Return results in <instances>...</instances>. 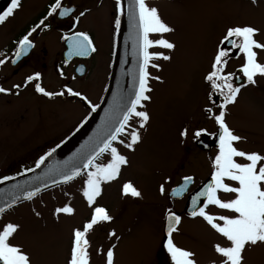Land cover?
Segmentation results:
<instances>
[{
	"label": "snow or ice",
	"instance_id": "snow-or-ice-1",
	"mask_svg": "<svg viewBox=\"0 0 264 264\" xmlns=\"http://www.w3.org/2000/svg\"><path fill=\"white\" fill-rule=\"evenodd\" d=\"M251 2L257 4V0ZM22 9L23 0H10L6 10L0 12V26L6 25ZM75 12L77 9L66 6L63 0H53L46 14L16 42L11 63L16 64L35 47L34 33L50 29V18L57 15L61 18L69 17ZM85 16L86 11H79L78 15L74 16V24L79 25ZM125 16L129 27L125 44L131 41L134 67L124 75L131 77V87L127 91L121 90L113 94L112 103L105 111L96 133L90 138L86 151L63 164L57 162L50 165L45 173L47 180L39 176L34 177V180L40 181L35 187L15 185L20 194L0 206L2 219L5 211L13 208L20 200L32 201L44 189L67 185L77 178H82L80 195L90 209V215L71 231L67 264H91L90 234L114 222L115 218L109 209L99 201L103 197L105 186L119 181L122 169L129 166V158L121 151V146L135 152L143 143V132L148 130L151 116L147 111V104L152 100L150 93L153 91L150 81L163 83L161 77L153 76L149 69L159 71L160 65L155 61L172 60L171 54L152 49H165L168 53H174L177 48L176 43L165 35L174 33L175 28L162 19L158 8L150 5L148 0H128L127 8L124 0H115L113 48L116 47V37L119 36L122 18ZM260 35L261 29L250 24L234 25L225 30L216 45L210 70L203 78L209 89L207 92L209 106L203 111L214 121L217 131L209 133L206 128H196L191 132L194 140L199 141L205 135H212L217 142V151L211 162L210 179L191 195L190 209L187 212L190 218L203 220L223 240L222 243L213 244L215 258L211 260V264H247V253L264 247V153L240 148L239 145L245 142V137L237 134L227 121L230 106L237 104L241 90L246 84L255 86L257 78L264 79V62L260 60L264 55V40L257 38ZM62 39L67 44V58L88 57L98 51L94 38L88 31L74 29L70 35L62 36ZM237 51L243 57L242 64L237 70L240 75L227 71L229 60ZM0 57H2L0 66L5 65L10 59L5 52H0ZM78 71L83 73L84 69L81 67ZM59 76L65 78L63 69L59 70ZM42 79L41 73L36 72L27 76L23 85L13 84L12 89H15V92L0 86V94L19 95L22 86L32 84L34 91L48 100L67 95L79 98L91 112H95L99 107L93 104L87 95L69 86H63L60 91L47 90ZM240 79L245 80L246 84H237L236 81ZM189 132L190 129L185 127L181 130L180 136L186 139ZM55 151L56 149H52L41 156L35 168L26 169L25 173L40 168ZM14 179L15 177H4L0 179V183ZM25 183L31 185L32 182ZM165 183L159 186V193L162 196L166 193ZM195 183L194 176H184L182 183L171 189L170 196L173 198L184 196ZM120 196L125 199H142L143 193L128 180L121 183ZM210 208L220 211L213 212ZM75 212V208L70 204L55 209L57 218L61 215L72 217ZM36 215L39 216L40 213L36 212ZM164 220L163 247L170 257L171 264H199L195 252L179 247L174 242L173 234L179 232L182 216L172 208H167ZM20 227L19 224L11 222L0 227V264H33L31 254L22 245L14 243ZM106 235L110 240L117 242L122 239L114 229L108 231ZM116 248L117 244L112 243L107 250L98 248L97 254L104 256L105 264H116Z\"/></svg>",
	"mask_w": 264,
	"mask_h": 264
},
{
	"label": "rangeland",
	"instance_id": "rangeland-1",
	"mask_svg": "<svg viewBox=\"0 0 264 264\" xmlns=\"http://www.w3.org/2000/svg\"><path fill=\"white\" fill-rule=\"evenodd\" d=\"M159 12L162 19L175 28L174 33L165 35L176 43L177 48L174 53H168L165 49L154 50L171 54L172 60L155 61L160 65L159 71L150 68V73L161 77L163 83L150 81L153 91L150 93L152 100L147 104V111L151 120L148 130L143 132V143L135 152H123L129 158V166L122 169L119 181L105 186L99 201L115 219L112 224L90 234L91 264H105L104 256L98 255L97 249L107 250L112 243L117 244L116 264H171L170 258L166 262L160 255L165 251V212L167 208H172L177 213H183L185 203H173L169 201L170 198L168 200L170 186L189 171L198 176L201 173L200 177L204 180L212 171V161L197 150L192 151L194 139L191 132L196 128L211 131L208 122L202 117L209 90L203 78L210 70L216 45L225 30L234 25L250 24L258 27L261 35L257 38L264 40V4L253 5L238 0H169ZM260 60L264 62V55ZM238 64L233 61L231 69ZM15 100H21L24 104L23 119H20L18 129L22 131L19 136L23 139H30L33 132L56 136L70 132L85 116L80 103L62 101L56 103L54 116L50 119L34 121L32 125L26 126V120L33 113L36 114L32 107L42 104V108L46 109L49 103L42 98L36 100L21 97ZM227 121L237 134L245 137L240 148L264 153V79L257 78L255 86L243 88L237 104L230 106ZM185 127L190 129L186 139L180 136ZM1 133L3 126L0 124ZM128 180L143 193L142 199H125L120 196V185ZM162 183H165L166 188L163 196L159 193ZM81 187L82 178L40 197L32 204L38 208L41 203L48 201L45 207L37 211L40 215L26 216L20 220V231L14 243L32 251L29 253L33 264H59L68 259L71 231L90 215V209L80 195ZM65 204L75 208V215H61L57 218L55 209ZM210 210L220 211L214 208ZM184 218L179 232L173 235L174 242L179 247L195 252L199 264H211L215 258L213 244L222 243V238L203 220ZM5 223L0 221V227ZM113 229L122 237L119 242L110 240L106 235ZM63 250L65 254H62ZM247 264H264V247L249 251Z\"/></svg>",
	"mask_w": 264,
	"mask_h": 264
},
{
	"label": "flooded vegetation",
	"instance_id": "flooded-vegetation-1",
	"mask_svg": "<svg viewBox=\"0 0 264 264\" xmlns=\"http://www.w3.org/2000/svg\"><path fill=\"white\" fill-rule=\"evenodd\" d=\"M238 1L252 4L251 0ZM52 2L53 0H23V9L18 11L15 17L10 19L6 25L0 26V52L7 53L10 58L5 65L0 66V86L12 89L13 84L23 85L27 76L39 72L43 78V86L47 90L60 91L63 86H69L87 95L93 104H97L100 107L109 87L119 41L118 36L116 37V47L113 48V39L115 35V0H63V3L66 6L76 8L77 12L69 17L61 18L57 15L50 18V29L38 30L37 33H34L33 42L35 47L30 49L27 55L21 57L16 64L11 63V58H13L12 54L15 52L18 39L26 34L32 26L38 23L39 19L46 14L48 6ZM148 2L150 5L155 6L160 10L164 4L169 2V0H148ZM257 4H264V0H257ZM79 11H86V16L82 18L79 25H75L73 22L74 16L78 15ZM74 29L77 31H88L93 36L98 51L88 57L74 56L67 58L66 53L68 48L66 42L62 39V36L65 34L70 35ZM154 50L155 49H152V51ZM66 60L67 63H65ZM233 61H236V63L238 62L239 64L231 69ZM242 61V55L238 51L235 52L233 58L229 60L227 71L240 75L237 70L241 66ZM81 67L84 69L83 73L78 71ZM60 69H63L65 78L59 76ZM73 77H75V79H73ZM236 83L246 84V81L240 79L237 80ZM248 86L249 85L246 84L245 87ZM12 90L15 92V89ZM21 97L36 100L42 98L49 103L46 109L42 108V104L34 105L32 108L36 114L33 113L32 117H29L26 120V126L32 125L34 121L44 122L50 119L54 116L53 108L56 103H61L62 101L66 103H68V101L72 103H80L84 108L85 116L77 126L70 130V132H65L59 136L50 133L33 132L31 133L32 137L30 139H23L19 136V132L22 131H19L18 129L20 126V119H23L22 112L24 104L21 100H15L16 98L19 99ZM26 103L28 104L29 102ZM207 104L209 106L208 100ZM207 104L203 109L207 107ZM93 113L94 112H91L87 105L77 97L66 95L64 97H58L55 100H48L37 94L34 91L32 84H29L27 87L22 86L19 90V95L0 94V124L3 126V133L0 134V179H3L4 177H15V179H17L30 173H25V170L35 168L36 162L41 156H44L52 149L57 150L68 139L74 136L85 126ZM202 114L203 120L208 122L209 127L211 128V131L208 132L215 133L217 131V126L214 121L208 118L204 111H202ZM203 137H207L208 142L213 139L212 135H205ZM24 143H26V145H23ZM193 143V152H196L197 150L212 161L217 151L216 147L204 151L197 145V140H193ZM121 151L127 152L128 150L121 146ZM187 157H190V155ZM194 166L200 167L199 164H195ZM182 169L186 170V167H183ZM187 175L194 176L196 183L191 185L188 194L185 197L182 199H174L168 196V200L170 198L169 201H172L173 203H186L189 194L194 192L205 180H207L200 177L201 173L199 174L200 176H198L196 173L189 171L187 172ZM210 175L211 173L207 178H209ZM184 176L186 175H182L176 184L170 186L171 189L177 186ZM9 181L12 180L5 182ZM72 183L67 184L66 186H69ZM56 189L46 191L36 196L32 201L21 203L7 210L0 221L21 224V219L26 216L29 218L30 215L36 214L41 207H45L48 201L41 203L38 208L37 205L32 206V204L35 203L36 200H39L40 197H43ZM26 251L32 252L30 249H27ZM62 254H65V250L62 251ZM59 264H67V259L60 261Z\"/></svg>",
	"mask_w": 264,
	"mask_h": 264
},
{
	"label": "water",
	"instance_id": "water-1",
	"mask_svg": "<svg viewBox=\"0 0 264 264\" xmlns=\"http://www.w3.org/2000/svg\"><path fill=\"white\" fill-rule=\"evenodd\" d=\"M9 3L10 0H0V12H3V10L7 7ZM124 4H125V8H127L128 0H124ZM128 31H129L128 20H127V16H125L123 17L122 20L121 33L118 44V52L116 56L114 70L110 80V87L106 95V98L102 106L98 110V112H96L91 117L87 125L77 135H75L72 139H70L67 143H65L62 147H60L53 154L52 157H49L40 169L32 173H29L27 175H24L22 177H19L15 180L0 184V206H3L6 202H9L15 196L20 194V191L14 187L15 185L18 184L24 185L26 188L35 187L40 183V181L34 180V177L39 176L47 180L48 178L45 176V173L47 172V169L50 165H53L57 162L63 164V162L69 161L71 158L77 156V154L87 150V146L90 143V138H92L94 136V133H96L98 126L101 124V121L105 116V111L109 108V106L112 103L113 94L121 90L127 91L131 87V83H132L131 77L128 75H124V73H127L130 69H133L134 67V61L131 55V49H132L131 41H129L127 45L125 44V38L128 36ZM197 145L199 146L200 149L207 151L211 149L212 146L217 147V142L216 139L214 138V140L210 143L207 141V137H203L201 140L198 141ZM26 181H31L32 182L31 185L26 184L25 183ZM48 182L50 183V180ZM52 188L55 187H49L47 189H44L41 193ZM198 190L199 188L196 191ZM196 191H194L191 195H193ZM191 195L189 196V200L185 208L186 215L188 210L190 209ZM182 197H175V198L180 199ZM25 201L26 200H20L17 204Z\"/></svg>",
	"mask_w": 264,
	"mask_h": 264
},
{
	"label": "trees",
	"instance_id": "trees-1",
	"mask_svg": "<svg viewBox=\"0 0 264 264\" xmlns=\"http://www.w3.org/2000/svg\"><path fill=\"white\" fill-rule=\"evenodd\" d=\"M160 255H161V258L163 260H165L166 262L168 261V254H167V252L162 251Z\"/></svg>",
	"mask_w": 264,
	"mask_h": 264
}]
</instances>
